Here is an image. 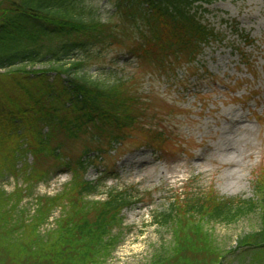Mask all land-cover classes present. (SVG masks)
I'll use <instances>...</instances> for the list:
<instances>
[{
  "label": "trees",
  "instance_id": "1",
  "mask_svg": "<svg viewBox=\"0 0 264 264\" xmlns=\"http://www.w3.org/2000/svg\"><path fill=\"white\" fill-rule=\"evenodd\" d=\"M111 1L118 27L86 19L79 0H0V179L7 173L22 176L31 191L57 169L72 175L62 193L37 200L30 219L20 211L24 190L8 195L0 186V264H106L119 240L114 231L131 202L119 192L89 200L104 187L102 180L85 179L96 163L85 159L91 149L73 160L63 153L64 145L83 136L98 146L101 139L112 145L134 130L147 133L150 144L163 136L150 127L152 120L130 80L106 85L78 75L82 62L55 65L78 50L87 53L89 47L106 48L127 38L138 68L165 72L195 63L219 37L198 12L218 0ZM45 61L53 65L33 69ZM29 155L34 164L19 168ZM45 158L52 160L49 167ZM254 190L259 203L224 199L215 191L181 194L156 217L172 228L174 245L156 254L152 264H221L205 224L234 222L257 212L259 229L240 238L238 247L251 256L249 264H264V176ZM57 210L55 227L42 235Z\"/></svg>",
  "mask_w": 264,
  "mask_h": 264
},
{
  "label": "rangeland",
  "instance_id": "2",
  "mask_svg": "<svg viewBox=\"0 0 264 264\" xmlns=\"http://www.w3.org/2000/svg\"><path fill=\"white\" fill-rule=\"evenodd\" d=\"M79 2L86 19L120 26L111 0ZM198 12L219 37L204 47L195 63L165 72L138 68L130 53L132 41L119 38L106 48L78 50L72 59L55 65L68 68L82 62L78 75L106 85L130 80L152 120L150 127L163 133L152 144L147 133L134 130L126 140L112 145L101 139L98 146L89 136L64 145L63 153L73 160L91 149L85 159L96 163L88 168L85 179L102 180L104 187L89 200H104L108 192H119L131 202L122 213L123 224L114 231L119 240L106 264H152L156 254L172 247V228L159 224L156 217L181 194L215 191L229 200H261L254 186L264 176V0H218ZM52 65L45 61L33 69L47 70ZM51 161L45 158L44 166ZM24 162L31 165L34 159L27 156L19 168ZM71 179L65 168L57 169L51 179L35 183L28 191L22 176L7 173L0 186L8 195L24 190L20 211L30 219L39 198L62 193ZM257 213L234 222L205 224L221 264H249L252 258L238 247V241L259 229ZM60 214V210L54 212L42 235L55 227Z\"/></svg>",
  "mask_w": 264,
  "mask_h": 264
}]
</instances>
